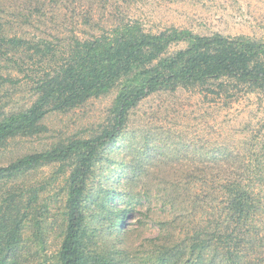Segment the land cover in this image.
Returning <instances> with one entry per match:
<instances>
[{
  "label": "trees",
  "instance_id": "16d2710c",
  "mask_svg": "<svg viewBox=\"0 0 264 264\" xmlns=\"http://www.w3.org/2000/svg\"><path fill=\"white\" fill-rule=\"evenodd\" d=\"M65 1L71 3L23 0L18 10L26 22L43 20L55 15L58 3L69 8L77 2L90 24L101 0H87L88 10L83 0ZM98 26L101 31L88 37L71 33L62 50L36 34L11 33V23L0 17V89L19 82L13 73L39 64L26 81L34 101L15 109L0 105V147L46 134L50 113L115 93L105 120L88 135L62 137L0 165V264H264V124L241 137L239 147L211 145L204 164L190 166L197 175L187 193L161 169L153 171L152 184H142L157 160L148 143L131 158L113 153L132 111L154 93L199 90L224 103L239 92L264 93V36L177 26L154 32L133 18ZM104 162L120 172L98 179ZM49 166V177L29 183ZM56 188L58 198L50 195ZM59 197L61 240L51 251L50 220ZM156 208L158 233L140 238L137 232Z\"/></svg>",
  "mask_w": 264,
  "mask_h": 264
},
{
  "label": "rangeland",
  "instance_id": "374dc122",
  "mask_svg": "<svg viewBox=\"0 0 264 264\" xmlns=\"http://www.w3.org/2000/svg\"><path fill=\"white\" fill-rule=\"evenodd\" d=\"M64 2L58 3L55 15L49 14L43 20L29 17L30 21L26 22L18 10L23 0H0V17L11 23V33L36 34L37 37L51 41L56 49L62 50L65 49L71 33L77 32L88 37L93 32L101 31L99 26L94 27L97 24L111 27L118 18L139 19L146 29L154 32L177 26L202 34L220 31L229 35L264 36V0H101L94 3L90 24L84 22L77 2L69 8L62 5ZM82 4L88 10L87 0H83ZM38 65L35 61L27 66L28 71H24V66V72L13 73L18 78V83L7 82L0 89V105L4 109L28 106L34 101V94L26 81L29 70L38 69ZM114 96L113 92L94 98L81 108L68 113H50L45 120L49 128L46 134L40 137L17 138L0 147V165L7 164L22 153L49 146L62 137L88 135L105 120ZM213 97L215 95L208 94L206 97L199 90L184 88L150 95L132 111L127 128L122 134L121 147L113 153L118 160L131 158L135 155V149L148 143V148H151L152 155H157V160L154 165L148 166V176L142 184L147 180L152 184L155 176L153 171L161 169L162 173L160 170L157 172L181 183L185 187L183 193H187V183L196 179L197 175L190 173V166L204 164L203 153L211 149V145L234 144L239 147L241 137L252 128L255 130L264 124V93L239 92L237 99L228 103ZM261 134L264 135V129ZM160 151L163 153L161 156ZM119 168L104 162L98 170V179L104 175H114L116 171L120 172ZM53 170V166L44 167L31 176L29 183L43 182ZM112 170L114 171L110 173ZM142 179H137L135 183L140 186ZM124 181L125 177H122L121 183ZM57 189L50 191V195L55 197ZM54 204L55 210L50 220L53 221L49 237L51 251L61 240L63 197H59L56 206ZM159 213V208H156L153 212L155 215L146 219L137 232L140 238L153 237L158 233L159 228L154 217ZM132 216L139 217L135 212ZM131 221L135 222L136 218ZM249 255L254 256L255 253L251 251Z\"/></svg>",
  "mask_w": 264,
  "mask_h": 264
}]
</instances>
